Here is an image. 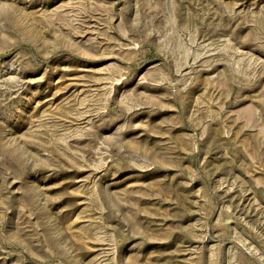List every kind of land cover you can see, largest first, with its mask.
<instances>
[{
    "label": "rangeland",
    "instance_id": "obj_1",
    "mask_svg": "<svg viewBox=\"0 0 264 264\" xmlns=\"http://www.w3.org/2000/svg\"><path fill=\"white\" fill-rule=\"evenodd\" d=\"M0 264H264V0H0Z\"/></svg>",
    "mask_w": 264,
    "mask_h": 264
}]
</instances>
